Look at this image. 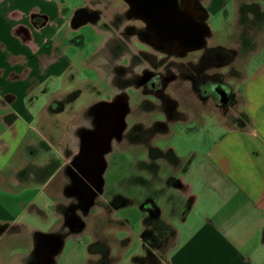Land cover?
Masks as SVG:
<instances>
[{"label": "crops", "instance_id": "0c3cea01", "mask_svg": "<svg viewBox=\"0 0 264 264\" xmlns=\"http://www.w3.org/2000/svg\"><path fill=\"white\" fill-rule=\"evenodd\" d=\"M242 1L257 2L264 11L261 0ZM240 4L241 0H235L237 21ZM86 5V1L78 4L74 0H0L3 264L31 261L35 238L59 233L62 226L59 205L66 201L60 199L61 192L50 189L41 175L43 162L33 158L44 152L42 140L55 152L64 151L63 142L71 134H63L62 124L56 125L64 114L50 113L49 96L64 90L70 64L76 62L79 69L92 70L97 58L93 56L104 54L100 51L109 42L110 33L97 30V44L86 35L83 46L69 44L74 47L71 48L66 44L65 39L73 36L74 28L69 25L72 12ZM217 9L216 6L215 12ZM251 32L252 43L241 54L245 62L241 67L236 65L234 91L238 103L234 118L219 122L223 133L210 138L208 149L198 154L200 162L196 164L195 159L186 173L177 178L187 206L178 204L176 212L171 202L162 204L161 197H154L153 203L160 208L158 215L152 216L141 207L143 252L131 256L132 264H264V23ZM228 41L219 46L232 48ZM242 44L239 37L234 48ZM91 46L94 48L89 51ZM189 175L190 179L186 178ZM132 204V198L124 199L125 206ZM30 215L38 223H50V229L31 224ZM114 220L127 226L130 233L132 224L128 218ZM23 234L30 236L29 245L22 241ZM131 239L130 234L119 238L122 251L130 246ZM110 248L111 264H119L122 251L118 254L111 245ZM147 255L153 260L138 261Z\"/></svg>", "mask_w": 264, "mask_h": 264}, {"label": "flooded vegetation", "instance_id": "af4514ba", "mask_svg": "<svg viewBox=\"0 0 264 264\" xmlns=\"http://www.w3.org/2000/svg\"><path fill=\"white\" fill-rule=\"evenodd\" d=\"M108 1L88 0L86 6L73 11L69 22L74 28L73 36L66 38L65 42L67 45L83 46V31L89 27L96 33L100 32L97 30L110 33L104 61L90 70L100 75L109 87L103 90L101 98L85 106L80 122L81 110L76 105L84 91L74 82L84 69H79L74 62L68 67L64 90L50 94L47 101L50 113H68V118L62 121L72 126L70 138L63 142L64 151L57 155L51 152L53 148L47 141H41L43 150H47L49 156L43 162L40 173L50 188L58 183L60 199L66 201L59 205L62 226L58 230L65 235L82 233L86 228V218L98 205L105 203L110 208V202L126 199L117 195L110 201L106 193L105 173L116 147L124 143L147 148L149 159L139 160L136 165L139 169L149 167L150 171L156 172L159 158L179 164L172 148L163 150L154 145L160 136L171 132L175 122L192 120L187 110L180 109V101L172 95V87L179 84L184 93H190L199 100L202 108L213 100L218 109L228 114L237 105L235 88L220 69L230 66L231 74L233 70L236 74L233 63L251 45V30L264 23L256 15L255 2L241 0L238 23L242 26L239 37L243 44L239 48L223 51L219 48L223 46H215L179 55L163 52L146 42L143 37L145 24L131 17L124 0H116L118 4L114 6L116 10H110V21H102L103 9L96 4L104 5ZM201 2L204 4L203 0ZM96 56L99 54L93 57ZM103 165L105 169L100 174ZM183 169L187 171L188 165ZM172 180L174 184H181L177 178L170 177ZM150 198H145L141 205L146 203L151 207L154 196ZM108 241L105 236H98L93 241L96 242L94 254L97 257L91 260V264H110ZM50 244L52 247L53 244ZM24 264H33V261Z\"/></svg>", "mask_w": 264, "mask_h": 264}, {"label": "rangeland", "instance_id": "374dc122", "mask_svg": "<svg viewBox=\"0 0 264 264\" xmlns=\"http://www.w3.org/2000/svg\"><path fill=\"white\" fill-rule=\"evenodd\" d=\"M81 1L87 2L88 0H74V3L81 4ZM203 1L210 15L208 22L213 32L208 40V48L219 46V43H225L227 40L230 42V44H228L231 45L230 47H236V43H238L239 40L238 33L240 26L237 17L234 18L235 0H211V5L207 4L208 0ZM261 3L264 5V0H261ZM117 4L116 0H109L104 5L101 3L96 4L103 9L102 21H110V10H116L114 6ZM213 4H216L218 8L216 12V6ZM219 6L222 8L220 9ZM224 7H227V9L225 10ZM226 15H230V17L227 19ZM229 25H231V27ZM235 26H237V30H235ZM83 33H85L89 40H94L97 44L98 34L93 28H85ZM107 47L108 44L100 51L104 52V54L97 56L92 63L99 64L104 61V57L108 53ZM93 48L94 46H91L88 50L91 51ZM242 58L243 56L240 54L233 63V66L236 67V65H238L241 67L242 62H245ZM229 69L230 66H227L220 70L226 75V80L235 88L236 77L234 78V75L236 76L237 74H234V70L231 74ZM74 83L84 91V94L76 105V108L81 110L79 117L81 122L83 120V109L85 106H89L94 99L101 98V93L104 89H107L109 85L100 75H96L89 70H83V72L79 73ZM178 86L179 84H176L171 88V91L173 90L172 95L178 98L180 101V109L187 110L192 120L188 122H175L171 126V132L167 135L160 136L154 142V145L163 150L172 148L179 157H177L179 164L175 165V163L168 161L166 158H159L157 161L159 167L156 172L150 171L148 169L149 167L139 169L136 166L138 165V161L149 159L147 148L132 144L127 146L124 143L116 147V151L110 156V167L105 173L107 197L110 198L111 201L115 196L121 195L125 198H132L134 204L129 206H125L124 203L118 205L120 204L118 200L115 203L110 202V208L105 203L95 207L86 218V228L82 233L66 235L63 248L56 258V264H87V260L88 264H91V260L93 261L95 257L88 253V246L91 244L94 237L98 236L108 237L112 248L115 252L120 254L122 251L121 247L123 246L120 245L119 238H125L129 234L132 238L131 244L123 249L122 254H120L122 255V261H120L119 264H132L131 256L143 252L140 235L143 218L141 203L150 195L156 198L161 197L160 202L162 204H164L165 201L167 203L171 202L173 206H176V212H179L177 211L178 204L187 206L188 201L184 200L181 196L180 188H178L176 183H173L174 180L170 181V177L179 178L186 173V170L184 171L183 169L186 165L189 167L191 162L195 159L196 164L200 162L198 154H202L208 149L210 138L213 139V137L223 133L224 130L220 127L219 122L223 120L227 121L231 118L233 119L236 107L230 109L225 117L224 113L217 108L213 100L210 101L207 106L205 105L204 108H206L204 109L195 96L190 93H184L183 87L180 88ZM53 88L55 90L56 85L53 86ZM65 113L56 125L62 124L63 134H71L72 126L66 125V122L62 121L65 120V117L68 118L69 116L68 113ZM47 152V150L44 152L41 151L33 160L41 163L44 162L47 156H49ZM51 152L57 155L58 151L55 152V150H51ZM186 178L190 179V175L186 176ZM58 186V183L55 182L50 189L57 191ZM50 211L51 209L49 208L47 212L49 221H51L52 218V213ZM30 217L31 224H38L45 228L46 231L50 229V223H45V221H43V223H38L33 215H30ZM113 218H128L132 224L130 233L127 231V229H129L127 226L117 220L115 221ZM21 238L25 244H30V236L23 234ZM168 239L167 237V240Z\"/></svg>", "mask_w": 264, "mask_h": 264}, {"label": "water", "instance_id": "95a60500", "mask_svg": "<svg viewBox=\"0 0 264 264\" xmlns=\"http://www.w3.org/2000/svg\"><path fill=\"white\" fill-rule=\"evenodd\" d=\"M124 1L129 6L131 17L145 24L144 40L154 47L179 55L208 48V40L213 32L208 22V9L201 0ZM104 169L103 165L100 174ZM65 238V234L59 233L38 235L35 238L33 264H56Z\"/></svg>", "mask_w": 264, "mask_h": 264}, {"label": "trees", "instance_id": "16d2710c", "mask_svg": "<svg viewBox=\"0 0 264 264\" xmlns=\"http://www.w3.org/2000/svg\"><path fill=\"white\" fill-rule=\"evenodd\" d=\"M255 12H256V15L259 17V19H262V20H264V11L261 9V5L259 4V3H257V2H255ZM221 50H223V51H226L227 50V48H225V47H219ZM151 197V196H150ZM150 197H148V198H150ZM151 199V198H150ZM119 203L120 204H118V205H122L123 203H124V201H119ZM149 203V202H148ZM143 209L144 210H146V211H149L150 212V214L152 215V216H156V215H158L159 214V212H160V208L156 205V204H154L153 203V205H152V207H149L146 203H145V205H143ZM95 246H96V242H92L89 246H88V253L90 254V255H92V254H94L95 252ZM110 250H111V248H110ZM138 259V261H140V262H142V263H144L145 261H148V260H153V258H152V256L151 255H147L146 257H141V258H137ZM111 262H112V259H111V256H110V264H111Z\"/></svg>", "mask_w": 264, "mask_h": 264}, {"label": "bare ground", "instance_id": "6f19581e", "mask_svg": "<svg viewBox=\"0 0 264 264\" xmlns=\"http://www.w3.org/2000/svg\"><path fill=\"white\" fill-rule=\"evenodd\" d=\"M92 152V151H91ZM94 165V164H93Z\"/></svg>", "mask_w": 264, "mask_h": 264}]
</instances>
